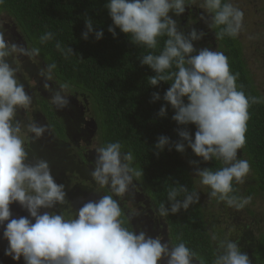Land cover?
<instances>
[{"label":"clouds","instance_id":"1","mask_svg":"<svg viewBox=\"0 0 264 264\" xmlns=\"http://www.w3.org/2000/svg\"><path fill=\"white\" fill-rule=\"evenodd\" d=\"M196 2L106 0L104 7L112 20L108 32L115 38L119 29L131 37L132 43L150 50L157 49L158 38L166 37L159 54L148 52L139 59L142 66L155 73L148 84L155 87L171 81L163 100L174 110L172 120L182 126L175 143L167 136L158 137L155 154L159 156L166 147L183 153L187 145L204 163L220 161L221 168L197 169L195 177L201 186L210 189V199L241 210L252 198L230 194L233 183H243L251 169L248 160L238 158V152L246 143L248 109L264 98L246 96L238 89L239 73L230 71L228 57L222 51L195 49L193 42L201 40L204 32L192 28L185 35L172 18L182 16ZM199 7L206 14L200 20L209 29L219 28L217 38H236L241 33L244 12L232 0H200ZM85 28V41L93 33L97 41L103 38V31L94 32L90 18L85 20ZM6 31L0 25V228L8 242L4 255L14 261L23 257L24 264H163L165 259L166 264H205L184 242H164L161 235L152 237L143 229L135 231L124 226L120 203L114 197L125 196L143 171L133 166L135 157L131 151L125 152L119 141L96 147L90 172L93 182L100 188L107 187L110 194L81 200L70 215L51 211L68 203L67 191L63 183L56 182L46 159L35 154L30 159L28 143L40 140L48 132V125L27 117L33 98L18 78L19 67L14 66L19 56L38 57L41 49L6 38ZM54 39L55 34L46 31L39 37V44ZM55 48L65 59L74 56L73 50L60 41H56ZM56 67V63H49L39 75L50 105L60 111L70 104L72 86L67 82L55 87L49 83ZM160 99L159 93H153L151 102ZM21 110L25 119L20 118ZM166 115L167 107L162 106L158 116ZM187 125L195 126L194 138ZM199 202V192L176 184L168 189V206L161 204L157 212L162 218L168 217ZM12 204H18L28 216L13 217ZM209 237L216 242L211 264H251L238 241L220 239L214 231Z\"/></svg>","mask_w":264,"mask_h":264},{"label":"trees","instance_id":"2","mask_svg":"<svg viewBox=\"0 0 264 264\" xmlns=\"http://www.w3.org/2000/svg\"><path fill=\"white\" fill-rule=\"evenodd\" d=\"M105 3L106 0H3L0 13H6L14 20L30 48L40 47L39 57L45 65L56 63L53 77L57 82H67L90 99L97 117L100 145L119 141L125 152H132L135 157L133 166L143 171V176L135 181L157 211L161 204L168 206L170 187L180 184L190 191L195 190L183 159L196 170L211 168L215 171L223 165L216 160L204 163L187 145L183 153L175 151V148L169 151L166 147L159 156L155 154L158 137L167 136L175 143L179 141L177 131L182 126L172 120L174 110L163 100L171 81L161 82L155 87L148 84V78L155 73L148 66H142L139 59L148 52L159 54L166 37L158 38L155 50L135 45L131 37L119 29L113 38L108 32L112 20ZM88 18L94 22V32L103 31L101 40L97 41L94 33L87 41L82 39ZM46 31L53 32L55 39L40 45L39 37ZM217 32L219 28L210 29L213 45L228 57L230 71L239 73L238 89L246 96L262 98L245 65L239 41L227 36L217 38ZM56 41L70 47L74 56L65 59L56 50ZM153 93H159L161 97L154 103L151 102ZM40 106L53 133L60 140L64 139L59 119L46 103H40ZM162 106L167 107L164 118L158 116ZM248 112L246 143L241 149L252 174V185L247 194L260 195L264 199V100L251 104ZM185 127L194 138L195 126ZM233 188L230 195L240 197L234 183ZM122 219L124 226L133 230L123 212ZM163 219L172 244L186 243L205 260V264H211L214 249L200 202L187 211L181 210ZM251 256L255 264H264V235L257 239Z\"/></svg>","mask_w":264,"mask_h":264},{"label":"rangeland","instance_id":"3","mask_svg":"<svg viewBox=\"0 0 264 264\" xmlns=\"http://www.w3.org/2000/svg\"><path fill=\"white\" fill-rule=\"evenodd\" d=\"M232 2L244 12L243 29L236 39L241 44L243 59L254 84L264 98V0H232ZM199 3L200 0H197L189 9H186L182 16L172 18L177 20L185 35L192 28H195L198 33H205L201 40L193 42L197 51L205 47L215 51L217 48L213 45L210 29L204 21L200 20V16L206 14L199 7ZM208 20L211 21L210 16ZM0 25L7 30L6 38L30 48L14 20L6 13H0ZM14 66L19 67L18 78L24 84L26 92L33 98L27 117L35 118L37 122L48 125V132L40 140L28 143L30 159L33 154L46 159L56 182L63 183L67 191L68 203L57 206L51 211H63L66 215H70L75 208H79L81 200H96L101 195L110 194L107 187L100 188L90 176L94 167L95 149L100 146L97 117L90 99L71 88L68 93L70 104L64 110L58 111L50 105L49 93L43 88V78L39 72L45 64L41 58L38 56L29 59L26 56H19ZM49 83L55 87L59 82L53 77ZM40 103H46L61 122L64 139L60 140L53 133L42 114ZM20 118H26L23 110L20 111ZM238 158L244 159L241 149L238 152ZM183 161L187 165L195 191L199 192L208 234L214 231L220 239L228 238L238 241L242 252L247 253L251 264H255L251 253L257 239L264 235V199L260 195L247 194L252 185L251 172L243 183L234 182L240 197L252 198L249 205L237 210L234 207H228L225 202L210 199L208 196L210 189L201 186L198 178L195 177L196 169L184 159ZM114 198L119 201L122 212L130 221L133 230L143 229L152 237L161 235L164 237V242L169 240L164 219L158 215L144 190L135 180L125 196ZM10 209L13 217L28 216L27 211L18 204L10 205ZM211 242L215 251L216 242L212 240ZM7 246L8 242L3 239V228H0V264H24L23 257L20 261H14L4 255V249ZM163 264H166V259ZM194 264H196L195 261Z\"/></svg>","mask_w":264,"mask_h":264}]
</instances>
